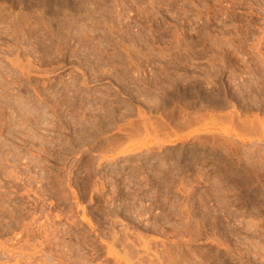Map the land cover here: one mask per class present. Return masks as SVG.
I'll return each instance as SVG.
<instances>
[{"label": "rangeland", "instance_id": "rangeland-1", "mask_svg": "<svg viewBox=\"0 0 264 264\" xmlns=\"http://www.w3.org/2000/svg\"><path fill=\"white\" fill-rule=\"evenodd\" d=\"M78 1L0 0L5 18V23L0 20V84L7 81L14 87L6 94L10 98L0 95V204L5 203L0 207V264H264V121L260 122L264 120V0ZM17 2L26 5L22 4L23 8ZM83 10H89L88 15ZM16 11L25 21L29 12L38 20L40 13L45 17L55 13L63 19V14L81 11L88 17L85 29L92 28L90 33L87 30V37H94L85 39L88 44L85 40L80 44V30L73 35L63 30L62 35L69 39L57 43L59 49L62 46L61 55L50 59L43 49L36 55L27 43L26 33L10 30V19L18 16L12 15ZM28 25L24 31L30 35L32 28ZM61 43L67 45L63 48ZM105 43L113 49H106ZM92 45L97 49H90ZM81 47L85 52L81 49L80 54ZM72 54H84V58L79 55L77 59ZM14 60H20L19 68L12 64ZM83 61L90 62V66ZM134 62L137 66H131ZM21 65L33 73L28 75L27 68L21 69ZM31 94L39 106L32 102L33 108L25 102ZM62 96L83 103H78L74 113L69 105L51 106L62 101ZM50 97H58V102H50ZM29 108L33 109L27 111ZM235 110L241 118L235 116ZM104 114L116 121L106 125L105 130L98 129V120ZM250 119H260L259 127H263L259 129L258 122V131H254L257 134L239 125ZM162 122H167L166 128ZM118 125L120 128H114ZM129 126L138 129L136 135L133 128L127 134ZM131 131L135 137L130 136ZM113 134L122 135L123 141L117 136L122 144L116 142L120 145L115 147L117 137ZM126 134L132 138L126 139ZM112 136L116 137L114 142L107 144L117 150L105 144ZM103 144L107 149L99 150ZM126 253L133 259H125Z\"/></svg>", "mask_w": 264, "mask_h": 264}, {"label": "bare ground", "instance_id": "bare-ground-1", "mask_svg": "<svg viewBox=\"0 0 264 264\" xmlns=\"http://www.w3.org/2000/svg\"><path fill=\"white\" fill-rule=\"evenodd\" d=\"M6 1H7V0H6ZM21 1L23 2V0H21ZM24 1H25V0H24ZM35 1H36V0H35ZM71 1H73V0H71ZM77 1H78V0H77ZM86 1H87V0H86ZM86 1H85V2H86ZM91 1H92V0H91ZM11 2H12V1H11ZM22 2H21V3H22ZM69 2H70V1H69ZM78 2H79V1H78ZM78 2H77V3H78ZM87 2L90 3V0H88ZM87 2H86V4H87ZM93 2L96 3L95 1H93ZM93 2H92V3H93ZM98 2H99V1H98ZM14 3H15V1H14ZM17 3H18V2H17ZM19 3H20V2H19ZM19 3L17 4L18 6L26 5V4H23V3H22L23 5H22V4H19ZM25 3H26V2H25ZM59 3H60V1H59ZM63 3H64V2H63ZM79 3H80V2H79ZM79 3H78L79 6H77V7H80V6H81V4H79ZM82 3H84V2H82ZM92 3H90V4H92ZM99 3L102 4L101 2H99ZM99 3H98V5H99ZM15 4H16V3H15ZM72 4H73V3H72ZM72 4H71V5H72ZM74 4H75V3H74ZM86 4H83L84 7L87 6ZM62 5H63V4H62ZM65 5H67V1H66V4H65ZM71 5H70V6H71ZM94 5H95V4H94ZM96 5H97V4H96ZM13 6H14V4H13ZM13 6H12V8H14ZM18 6H17V9H18ZM72 6H73V5H72ZM72 6H71V8L69 7L68 9L71 10V9H72ZM90 6H91V5H90ZM92 6H93V5H92ZM0 7H1V6H0ZM74 7H76V6L74 5L73 8H74ZM23 8H24V6H23ZM23 8H22V9H23ZM64 8H66V6H64ZM82 8H83V6H82ZM85 8H87V7H85ZM89 8H90V7H88V9H89ZM91 8H92V7H91ZM91 8H90V9H91ZM93 8H95V7H93ZM97 8H100V6L97 7ZM15 9H16V6H15ZM28 9H29V8H28ZM28 9H27V10H28ZM40 9H41V8H40ZM66 9H67V8H66ZM90 9H89V10H90ZM95 9H96V8H95ZM95 9H94V10H95ZM103 9H104V7H103ZM111 9H112V8H111ZM6 10H7V9H6ZM19 10H20V7H19ZM23 10H24V9H23ZM25 10H26V9H25ZM30 10H32V9H30ZM44 10H45V9H44ZM44 10H43V11H44ZM64 10H65V9H64ZM74 10H75V9H74ZM76 10H77V9H76ZM79 10H81V9H79ZM84 10H85V9H84ZM84 10H83V11H84ZM89 10H88V11H89ZM91 10H92V9H91ZM94 10H93V12H94ZM101 10H102V6H101ZM101 10H100V11H101ZM4 11H5V10H4ZM28 11H29V10H28ZM32 11H33V10H32ZM36 11H37V9H36ZM88 11H84V12H87V15H88ZM102 11H103V10H102ZM12 12H13V11H12ZM17 12H18V11H16V13H17ZM23 12H24V11H23ZM76 12H77V11H76ZM76 12H75V14H74V12H71V13H73V14H63V16H64L63 19H61V18L59 19V16H56L55 13H54L53 15L49 16V17H45V14L40 13V15L38 14V15H39L38 20H36V17H35V16L31 17V16H30L31 12H29V13H28L29 16H25V18L28 17V18L26 19V21H25V19H24V20L21 19V17H20L21 15H18V14H20V13H17V14L15 13V14H12V15H14V16H15V15H18V16H15L13 19H10L11 17H9V19L11 20V22H9V23H10V25H12V29H10V30H11V31L14 30V32H19V33H20V32H24V34L26 33V34H27V38H28V40L26 39V40H27V43L29 44V46H31V49L33 48L34 52L37 53L36 55H38V52H43V51H44V55L49 56V58H50V57H55L56 55H59V54L61 55V53L63 52V50H62V52H61V50H60L62 46H61L60 49H59L57 43H58L59 41L62 42V41H65V40H68V39H69L68 35H65V36H64V34L62 35L61 32H62L63 30H67L68 33H66V34H69V35H73L74 32L77 31V29L80 30V31L82 32V34H80V37H79V38H82V39H83L82 42H80V44L83 43V42H85L87 39L90 38L89 36L92 35V34H91V35L89 34V36L87 37V33H86V32H88L90 29H92V28H90V27H89V28H90L89 30H88V29H85L86 26L89 25V24H87V19H88L87 15H86L84 12H82V14H81V13H80L81 11L77 12V13H80V15H79V14H76ZM91 12H92V11H91ZM93 12H92V13H93ZM96 12H97V11H96ZM103 12H104V11H103ZM8 13H10V12H8ZM37 13H38V12H37ZM66 13H67V12H66ZM68 13H70V12H68ZM83 13H84L86 16H85V15L82 16ZM92 13H91V15H92V17H93V14H92ZM106 13H107V12H106ZM106 13H105V14H106ZM5 14H6V13H5ZM10 14H11V13H10ZM26 14H27V12H26ZM100 14H101V13H100ZM102 14H103V13H102ZM31 15H32V14H31ZM33 15H36V13L33 14ZM38 15H36V16H38ZM110 15H111V14H110ZM8 16H9V14H8ZM8 16H7V17H8ZM95 16H97V15H95ZM95 16H94V17H95ZM104 16H105V15H104ZM107 16H108V15H106L105 17H107ZM3 17H4V15H3V11L0 10V20H2ZM60 17H62V16H60ZM90 17H91V16H90ZM90 17H89V19H92V18H90ZM102 17H103V16H102ZM105 17H104V18H105ZM108 18H109V17H108ZM4 19H5V18H4ZM4 19H3V20H4ZM96 19H97V18H96ZM111 19H112V18H111ZM3 20H2V22L5 23V21H3ZM101 20H102V18H101ZM103 20L105 21V19H103ZM106 20H107V18H106ZM88 21H89V20H88ZM98 21H100V19H99ZM107 21L109 22V19H108ZM119 21H120V20H119ZM2 22H1V23H2ZM92 22H93V21H92ZM96 22H97V20H96ZM102 22H103V21H102ZM102 22H100L101 25H102ZM6 23H7V22H6ZM24 23H25V24H24ZM28 23H30V25H28V28H30L29 26H31V28H32V30L30 29V30H31V34H30V35L28 34L29 32H27L26 30L24 31V29H25V27L27 26ZM89 23H90V22H89ZM105 23H106V24H104V22H103V24H104L106 27H108L107 29H108V33H109V30H110V29H109V26H107V22H106V21H105ZM92 24H93V23H92ZM96 24H97V23H96ZM25 25H26V26H25ZM93 25H95V24H93ZM99 25H100V24H99ZM110 25H111V27H112L113 24H110ZM8 26H9V24H8ZM90 26H91V24H90ZM9 27H10V26H9ZM9 27H7V29H9ZM42 27H43V29H42ZM95 27H96V25H95ZM97 27H98V26H97ZM111 27H110V28H111ZM113 27H114V26H113ZM113 27H112V29H113ZM26 29H27V28H26ZM101 29H102V27H101ZM107 29H106V30H107ZM117 29H118V28H117ZM87 30H88V31H87ZM102 30H103V29H102ZM102 30H101V31H102ZM104 30H105V29H104ZM1 31H2V30H1ZM90 31H91V30H90ZM90 31H89L88 33H90ZM94 31H97V32H98V31H100V29H99V30H98V29L96 30V28H95ZM101 31H100V32H101ZM112 31H113V30H112ZM63 32H64V31H63ZM65 32H66V31H65ZM91 32H92V31H91ZM110 32H111V31H110ZM1 33H2V32H1ZM77 33H78V32H77ZM101 33H102L101 35H103L104 32H101ZM113 33H114V32H113ZM17 34H18V33H17ZM20 34H21V33H20ZM99 34H100V33H99ZM104 34H105V33H104ZM75 35H76V34H75ZM112 35H113V34H112ZM66 36H67V38H66ZM78 36H79V35H78ZM96 36H97V34H96ZM96 36H95V38H96ZM99 36H100V35H99ZM103 36H105V35H103ZM18 37H19V39H20V36H18ZM21 37H22V36H21ZM70 37H72V36H70ZM91 37H94V36H91ZM72 38L76 41V39H75L76 37H72ZM77 38H78V37H77ZM86 38H87V39H86ZM95 38H94V39H95ZM97 38H98V37H97ZM97 38H96V40H97ZM126 38H127V37H126ZM19 39H18V40H19ZM85 39H86V40H85ZM90 39H92V38H90ZM101 39H102V37H101ZM103 39H104V37H103ZM105 39H106V37H105ZM110 39H111V38H110ZM112 39H113V37H112ZM20 40H21V39H20ZM24 40H25V39H24ZM79 40H80V39H79ZM84 40H85V41H84ZM107 40H108V38H107ZM107 40H106V42H107ZM21 41H22V40H21ZM69 41H70V40H69ZM80 41H81V40H80ZM88 41H89V40H88ZM91 41H92V40H91ZM93 41H95V40H93ZM98 41H99V39H98ZM104 41H105V40H104ZM108 41H109V40H108ZM113 41H115V40H113ZM73 42H74V41H73ZM76 42H77V41H76ZM101 42H102V41H101ZM115 42H116V41H115ZM18 43H19V42H18ZM63 43H64V42H63ZM71 43H72V42H71ZM90 43H92V42H90ZM93 43H96V41L93 42ZM108 43H109V42H108ZM59 44H60V43H59ZM61 44H62V43H61ZM65 44H66V43H65ZM78 44H79V42H78ZM86 44H88L87 41H86ZM86 44H84V45H86ZM97 44H99V43H97ZM101 44H102V43H101ZM106 44H107V43H105V47H106V49H108V47H111V50L113 49L112 46H110V45H111L110 43H109L110 45H108V47L106 46ZM0 45H1V44H0ZM62 45H64V44H62ZM66 45H67V44H66ZM66 45H64L63 48H64ZM70 45H71V44H70ZM70 45H68V47H69ZM82 45H83V44H82ZM84 45H83V46H84ZM93 45H94V44H93ZM93 45H92V46H93ZM36 46H37V48H36ZM72 46H73V45H72ZM74 46H77V45L74 44ZM80 46H81V45H80ZM86 46H87V45H86ZM86 46H84V47H86ZM88 46H89V45H88ZM90 46H91V44H90ZM96 46H97V45H96ZM98 46H99V45H98ZM114 46H115V45H114ZM1 47H2V46H1ZM40 48H41V49H40ZM66 48H67V47H66ZM69 48H70V47H69ZM88 48H89V47H88ZM92 48H95V46L91 47L90 49H92ZM117 48H118V47H117ZM124 48H125V47H124ZM2 49H3V48H2ZM11 49H12V48H11ZM29 49H30V48H29ZM31 49H30V50H31ZM42 49H43V51H42ZM73 49H74V50H73V52H74V51H75V48H73ZM81 49H83V52H85V51H84V48L81 47L78 53H80ZM85 49H86V48H85ZM96 49H97V48H95L94 50H96ZM98 49H99V50H102L100 47H98ZM131 49H132V48H131ZM9 50H10V49H9ZM76 50H77V48H76ZM87 50H88V49H87ZM94 50H92V51H94ZM99 50H97L98 53H99ZM114 50H116V49H114ZM122 50H123V49H122ZM64 51H65V50H64ZM69 51H70V50H69ZM108 51H110V50H108ZM119 51H120V50H119ZM137 51H138V50H137ZM28 52H29V51H28ZM30 52H31V51H30ZM71 52H72V51H71ZM83 52H82V53H83ZM86 52H88V51H86ZM95 52H96V51H95ZM101 52H102V51H101ZM103 52H105V49L103 50ZM106 52H107V51H106ZM18 53H19V52H18ZM31 53L33 54V52H31ZM74 53H75V52H74ZM76 53H77V52H76ZM88 53H89V52H88ZM92 53H93V52H92ZM115 53H118V52L115 51ZM121 53H122V52H121ZM25 54H26V53H25ZM32 54H30V56H34V54H33V55H32ZM80 54H81V53H80ZM80 54H74V55L72 54V55H73V56H76L75 58H77ZM89 54H90V53H89ZM89 54H88V57L90 56ZM95 54H97V53H95ZM95 54H94V55H95ZM109 54H110V53H109ZM118 54H119V53H118ZM36 55H35V56H36ZM44 55H41V53H40V56H44ZM83 55H84V54H83ZM83 55H80V56L83 57ZM100 55H101V54H100ZM102 55H103V53H102ZM105 55H106V54H104V56H105ZM111 55H113V54H111ZM119 55H120V54H119ZM85 56H86V54H85ZM15 57H16V56H15ZM21 57H22V56H21ZM38 57H39V56H38ZM61 57H62V56H61ZM61 57H60V58H61ZM64 57H65V56H64ZM71 57H72V56H71ZM88 57H87V58H88ZM91 57H93V56H91ZM94 57H95V56H94ZM94 57H93V58H94ZM96 57H97V56H96ZM106 57H107V56H106ZM115 57H117V56H115ZM33 58H34V57H33ZM39 58H40V57H39ZM72 58H74V57H72ZM78 58H79V57H78ZM78 58H77V59H78ZM83 58H84V57H83ZM83 58H82V59H83ZM102 58H103V57H102ZM153 58H154V57H153ZM37 59H38V58H36V60H37ZM41 59H42V58H41ZM50 59H51V58H50ZM96 59H97V58H95L94 60H96ZM111 59H112V58H111ZM39 60H40V59H39ZM53 60H54V59L52 58V61H53ZM58 60H60V59L58 58ZM83 60H84V59H83ZM86 60H87V59H86ZM89 60H90V58H89ZM103 60H104V58H103ZM4 61H5V60H4ZM19 61H20V60H19ZM19 61H18V60H17V61L14 60V62H13L12 64L19 68V67H20V66L18 65ZM33 61H34V60H33ZM41 61H43V60H41ZM52 61H51V63H52ZM56 61H57V59H56ZM60 61H61V60H60ZM60 61H58V63H59ZM81 61H82V60H81ZM98 61H99V60H98ZM100 61H102V60H100ZM104 61L106 62V60H104ZM110 61H111V60H110ZM112 61H113V60H112ZM112 61H111V62H112ZM38 62H39V61H38ZM43 62H44V61H43ZM83 62H84V61H83ZM92 62H93V61H92ZM107 62H108V61H107ZM111 62H109V65H110ZM132 62H133V61H132ZM20 63H21V62H20ZM33 63H34V62H33ZM41 63H42V62H41ZM54 63H55V61H54ZM75 63H76V62H75ZM84 63H85V62H84ZM89 63H90V62H89ZM89 63H85V65L87 64V65L90 66ZM102 63H103V61H102ZM115 63H116V62H114V63L112 62V64H114V65H115ZM22 64H23V63H22ZM76 64H77V63H76ZM79 64H80V61H79ZM79 64H78V65H79ZM81 64H82V62H81ZM100 64H101V62H100ZM112 64H111V65H112ZM119 64H120V63H119ZM122 64H123V63H122ZM132 64H133V65H132ZM132 64H131V66H135V65L137 66V64H135V62L132 63ZM140 64H141V63H140ZM13 65H12V66H13ZM41 65H42V64H41ZM73 65H74V63H73ZM85 65H84V67H85ZM91 65H92V64H91ZM95 65H97V64L95 63ZM109 65H108V66H109ZM114 65L112 66V69H113ZM129 65H130V64H129ZM143 65H144V64H143ZM21 66H22V65H21ZM31 66H32V65H31ZM63 66H64V65H63ZM79 66H80V65H79ZM81 66H82V65H81ZM93 66H94V64H93ZM108 66H107V67H108ZM118 66H119V65H118ZM118 66H117V67H118ZM127 66H128V64H127ZM34 67H35V66H34ZM82 67H83V66H82ZM87 67H88V66H87ZM95 67H98V66H95ZM119 67H120V66H119ZM128 67H129V66H128ZM138 67H139V66H138ZM26 68H27V66H25V67L22 66L21 69H25V70H26ZM32 68H33V66H32ZM93 68H94V67H92V69H93ZM98 68H99V70H100V66H99ZM98 68H97V69H98ZM115 68H116V66H115ZM120 68H121V67H120ZM124 68H125V66H124ZM126 68H127V67H126ZM129 68H130V67H129ZM131 68H132V67H131ZM136 68H137V67H136ZM139 68H140V67H139ZM139 68H138V69H139ZM28 69H29V67L27 68L28 75L31 73V71H32V73H33V70H32V69H31L30 71H29ZM33 69H34V68H33ZM35 69H36V68H35ZM90 69H91V68H90ZM94 69H95V68H94ZM103 69H104V67H103ZM122 69H123V68H122ZM39 70H40V69H39ZM101 70H102V69H101ZM110 70H111V68H110ZM125 70H126V69H125ZM134 70H136V69L134 68ZM134 70H133V71H134ZM256 70H257V69H256ZM23 71H24V70H23ZM35 71H36V70H35ZM35 71H34V72H35ZM115 71H116V70H115ZM121 71H122V70H121ZM130 71H131V70H130ZM136 71H138V70H136ZM139 71H140V69H139ZM4 72H5V71H4ZM19 72H20V71H19ZM40 72H41V70H40ZM96 72L99 73L98 71H96ZM108 72H109V71H108ZM112 72H113V71H112ZM7 73H8V72H7ZM81 73H82V72H81ZM105 73H106V72H105ZM115 73H116V75H117L118 72H115ZM122 73H123V72H122ZM130 73H131V72H130ZM133 73H136V72H132V74H133ZM139 73H140V72H138V75H139ZM8 74H9V73H8ZM21 74H24V73H21ZM25 74H26V73H25ZM111 74H112V73H111ZM123 74H125V72H124ZM136 74H137V73H136ZM9 75H10V74H9ZM28 75H25V77L28 76ZM120 75H122L121 72H120ZM129 75H130V74H129ZM12 76H13V75H12ZM92 76H93V75H92ZM95 76H96V75H95ZM100 76H101V75H100ZM111 76H112V75H111ZM117 76H118V75H117ZM125 76H126V75H125ZM9 77H10V76H9ZM83 77H84V76H82V78H81L82 80H83ZM128 77H129V76H128ZM134 77H135V76H134ZM79 78H80V76H79ZM124 78H125V77H124ZM130 78H131V77H130ZM117 79H119V78H117ZM131 79H133V78H131ZM134 79H135V78H134ZM136 79H137V78H136ZM136 79H135V80H136ZM127 80H129V78H127ZM138 80H139V79H138ZM142 80H143V79H142ZM74 81H76V80L74 79ZM23 82H24V81H23ZM70 82H71V81H70ZM76 82H77V81H76ZM78 82H79V80H78ZM82 82H84V80H83ZM82 82L80 81V83H82ZM125 82H126V79H125ZM0 83H1V82H0ZM135 83H136V82L134 81V85H135ZM71 84H74V83H71ZM76 84H77V83H76ZM76 84H75V85H76ZM82 84H83V83H82ZM87 84H88V83H87ZM96 84H97V83H96ZM129 84H131V83H129ZM137 84H138V83H137ZM137 84H136V85H137ZM0 85H1V87H0V95H5V96H6V94L9 93L10 91H14V89H12V88H14V87L11 88V87L8 85V82H7V81L4 82V83L2 82V84H0ZM13 85H14V84H13ZM48 85H49V84H48ZM85 85H86V84H85ZM85 85H84V86H85ZM127 85H128V83H127ZM132 85H133V84H132ZM134 85H133V86H134ZM78 86H82V85L80 84V85H78ZM86 86H87V85H86ZM90 86H91V84H90ZM251 86H252V85H251ZM19 87H20V86H19ZM26 87H27V86H26ZM50 87H51V86H50ZM62 87H63V86H62ZM66 87H67V86H66ZM70 87H71V86H70ZM70 87L68 86V88H70ZM72 87H73V86H72ZM75 87H76V86H75ZM27 88H28V87H27ZM52 88H53V87H52ZM84 88H85V87H84ZM86 88H87V87H86ZM36 89H37V88H36ZM47 89H48V88H47ZM58 89H60V88H58ZM65 89H66V88H64V90H65ZM73 89H74V88H73ZM77 89H79V88L77 87ZM80 89H82V88H80ZM90 89H91V88H90ZM92 89H93V88H92ZM263 89H264V88H263ZM55 90H56V89H55ZM60 90H61V89H60ZM70 90H71V88H70ZM84 90H85V89H83V94H85V93H84ZM26 91H27V90H26ZM41 91H42V89H41ZM48 91H50V90H48ZM53 91H54V90H53ZM53 91H52V92H53ZM62 91H63V89H62ZM65 91H66V90H65ZM68 91H69V90H68ZM77 91H78V90H77ZM79 91H80V90H79ZM85 91H86V90H85ZM99 91H100V90H99ZM131 91H132V90H131ZM45 92H47V91H45ZM50 92H51V91H50ZM50 92H49V95H51ZM71 92H72V91H71ZM92 92H93V91H92ZM94 92H95V91H94ZM263 92H264V90H263ZM20 93H21V92H20ZM20 93H19V95H20ZM28 93H29V92H28ZM37 93H38V92H37ZM58 93H60V92H58ZM62 93H63V92H62ZM64 93H65V92H64ZM73 93H74V91H73ZM75 93H76V92H75ZM75 93H74V94H75ZM89 93H90V92H89ZM119 93H120V92H119ZM132 93H134V92H132ZM53 94H54V93H53ZM60 94H61V93H60ZM69 94H70V93H69ZM69 94H68V95H69ZM74 94H73V96H74ZM99 94H100V93H99ZM103 94H104V93H103ZM105 94H106V93H105ZM129 94H130V93H129ZM10 95H11V97L14 96V95L12 96L11 93H10ZM24 95H25V94H24ZM26 95H27V94H26ZM32 95H33V94H31V96H30V95L27 96V98H26L27 101L25 100V102H26L27 104H31V105H32V102H35V101H33V100H34V99H33L34 96L32 97ZM81 95H82V94H81ZM87 95L89 96V94H87ZM106 95H107V94H106ZM112 95H113V94H112ZM116 95H117V94H116ZM131 95H132V94H131ZM20 96H22V95H20ZM41 96H42V95H41ZM46 96H47V95H46ZM63 96H64V95H63ZM63 96H62V97H63ZM70 96H71V95H70ZM79 96H80V95H79ZM84 96H85V95H84ZM96 96H97V95H96ZM99 96H100V95H99ZM114 96H115V95H114ZM133 96L135 97V94H134ZM6 97H9V96H6ZM44 97H45V96H44ZM47 97H48V96H47ZM51 97H52V96H51ZM51 97H50V98H51ZM53 97H54V96H53ZM58 97H60L59 94H58ZM58 97H57V98H58ZM85 97H86V96H85ZM100 97H102V96H100ZM110 97H111V96H110ZM116 97H117V96H116ZM116 97H114V98H116ZM130 97H131V96H130ZM9 98H10V97H9ZM13 98L15 99V96H14ZM13 98H12V100H13ZM19 98H20V97H19ZM19 98H18V99H19ZM21 98H23V97H21ZM57 98L55 97L56 100H53V99L51 98V99H50L51 101H50V100H49V101L52 102V103H53V101H54V102H55V101L58 102V99H57ZM63 98H64V99H63L62 101L60 100L58 103H55V105L52 104L51 106L60 107V106H62V105H69V109H72V110H73V113H74V110H75V112H76V111L78 110V106H80V105L83 103L82 100H81V101H79V102H81L80 105H78L79 102L77 101V99H76V100H75V99H71V98L69 99V97L66 98V96L63 97ZM75 98H76V97H75ZM79 98H80V97H79ZM94 98H95V97H94ZM105 98H106V97H105ZM107 98H108V97H107ZM6 99H7V98H6ZM6 99H5V100H6ZM16 99H17V98H16ZM43 99H44V98H43ZM46 99H47V98H46ZM86 99H87V97H86ZM92 99H93V98H92ZM99 99H101V98H99ZM133 99H136V98H133ZM133 99H132V100H133ZM2 100H3V99H2ZM8 100H9V102L11 101V99H8ZM8 100H7V101H8ZM79 100H80V99H79ZM88 100H89V98H88ZM95 100H96V99H95ZM108 100H109V99H108ZM117 100H118V99H117ZM120 100H121V99H120ZM210 100H211V99H210ZM235 100H236V99H235ZM263 100H264V99H263ZM0 101H1V100H0ZM18 101H21V100H18ZM18 101H17V102H18ZM36 101H37V100H36ZM47 101H48V100H47ZM49 101H48V103H49ZM84 101H86V100H84ZM96 101H97V100H96ZM110 101H112V99H111ZM122 101H123V100H122ZM224 101H225V100H224ZM261 101H262V99H261ZM4 102H5V101H4ZM9 102H8V103H9ZM14 102H16V100H15ZM14 102H12V103H14ZM23 102H24V101H23ZM38 102H39V101H38ZM40 102H41V101H40ZM91 102H93V101L91 100ZM99 102H100V101H99ZM101 102H102V101H101ZM103 102H104V101H103ZM103 102H102V103H103ZM105 102H106V101H105ZM112 102H114V101H112ZM115 102H116V100H115ZM120 102H121V101L118 102L119 105H120ZM235 102H236V101H235ZM1 103H2V102H1ZM12 103H11V106H12ZM21 103H22V102H21ZM21 103H20V104H21ZM26 103H25V104H26ZM35 103H36V102H35ZM35 103H34V105H35ZM42 103L44 104L45 102L42 101ZM42 103H41V105H42ZM94 103H96V102H94ZM94 103H92V104H94ZM121 103H122V102H121ZM130 103H131V102H130ZM218 103H219V102H218ZM220 103H221V102H220ZM224 103H225V102H224ZM260 103L262 104V102H260ZM23 104H24V103H23ZM36 104L38 105V103H36ZM99 104H100V103H99ZM106 104H107V103H106ZM108 104H109V103H108ZM112 104H113V103H112ZM115 104H117V102H116ZM221 104H222V103H221ZM221 104H220V105H221ZM258 104H259V103H258ZM21 105H22V104H21ZM34 105H32L31 107H33ZM48 105H49V104H48ZM85 105H86V104H85ZM85 105H84V106H85ZM104 105H105V104H104ZM109 105H110V104H109ZM124 105H125V104H124ZM215 105H216V104H215ZM215 105H214V106H215ZM220 105H219V106H220ZM263 105H264V104H263ZM263 105H262V106H263ZM7 106H8V105H7ZM11 106H10V109H9V110H11ZM18 106H19V105H18ZM27 106H29V105H27ZM38 106H39V105H38ZM46 106H47V104H46ZM46 106H45V107H46ZM89 106H90V103H89ZM92 106H93V105H92ZM95 106H96V105H95ZM95 106H94V107H95ZM102 106H103V104H102L101 107L98 108V109L101 110V109H102ZM125 106H126V105H125ZM219 106H218V107H219ZM0 107H1V106H0ZM24 107H25V106H24ZM36 107H37V106H36ZM42 107H43V105H42ZM42 107H41V110L43 109ZM48 107H49V106H48ZM63 107H64V106H63ZM67 107H68V106H67ZM85 107H87V106H85ZM90 107H91V106H90ZM90 107H89V108H90ZM94 107H93V108H94ZM105 107H106V105H105ZM107 107H108V106H107ZM118 107H119V106H118ZM123 107H124V106H123ZM129 107H130V106H129ZM7 108H9V107H7ZM16 108H17V107H16ZM18 108H19V107H18ZM25 108H26V107H25ZM33 108H34V107H33ZM33 108H31V110H32ZM39 108H40V107H39ZM49 108H50V107H49ZM54 108H55V107H54ZM79 108H80V107H79ZM81 108H82V107H81ZM91 108H92V107H91ZM110 108H111V107H110ZM113 108H114V106H113ZM127 108H128V106H127ZM5 109H6V108H5ZM5 109H4V110H5ZM47 109H48V108H47ZM47 109H46V110H47ZM66 109H67V108H66ZM66 109H65V111H66ZM85 109H86V108H85ZM96 109H97V108H96ZM115 109H116V108H115ZM115 109H114V110H115ZM128 109H129V108H128ZM252 109H254V107H253ZM0 110H3V107L0 108ZM14 110H15V109H14ZM21 110H22V109H21ZM23 110H24V109H23ZM26 110H27V109H26ZM31 110H30V108H29V110H27V111H31ZM36 110H37V109H36ZM38 110H39V109H38ZM44 110H45V109H44ZM53 110H54V109H53ZM67 110H68V109H67ZM80 110H82V109H80ZM83 110H84V109H83ZM83 110H82V111H83ZM91 110H92V109H91ZM105 110H106V108L104 109V112H105ZM107 110H108V109H107ZM112 110H113V109H112ZM126 110H127V109H126ZM133 110H134V108H133ZM133 110H132V111H133ZM249 110H250V109H249ZM257 110H259V108H258ZM57 111H58V109H57ZM60 111H62V109H61ZM60 111H59V112H60ZM86 111H87V110H86ZM86 111H85V114L87 115ZM94 111H95V110H94ZM98 111H99V110H98ZM109 111H110V110H109ZM117 111H120V110L118 109ZM127 111H128V110H127ZM235 111H236V112H235V113H236L235 116H236V115H237V116H240L239 113H237L238 111H237V110H235ZM260 111H261V109H260ZM262 111H263V110H262ZM2 112H4V111H1V114H2ZM7 112H8V110H7ZM14 112H16V111H14ZM14 112H13V113H14ZM18 112H19V110H18ZM20 112H21V111H20ZM35 112H36V111H35ZM35 112H34V113H35ZM37 112H38V111H37ZM37 112H36L35 114H38ZM47 112L50 114L51 111H47ZM66 112H67V111H66ZM91 112H92V111H91ZM129 112H130V111H129ZM239 112H240V111H239ZM21 113H22V112H21ZM25 113H26V112H25ZM25 113L23 112V115H24ZM30 113H31V112H30ZM41 113H42V112H41ZM43 113H44V112H43ZM45 113H46V112H45ZM57 113H58V112H57ZM60 113H61V112H60ZM60 113H58V114H60ZM62 113H65V112H62ZM68 113H69V111H68ZM71 113H72V111H71ZM71 113H70V114H71ZM73 113H72V114H73ZM77 113H78V112H77ZM81 113H84V112H81ZM95 113H96V112H95ZM98 113H99V112H98ZM101 113H103V112L101 111ZM106 113H107V112H106ZM112 113H113V112H112ZM132 113H133V112H132ZM212 113H213V112H212ZM5 114H6V112L4 113V115H5ZM53 114H54V111H53ZM55 114H56V113H55ZM70 114H69V116H70ZM72 114H71V115H72ZM78 114H79V117H80V113H78ZM85 114H84V116H86ZM92 114H93V113H92ZM108 114H109V113H108ZM110 114H111V113H110ZM114 114H115V113H114ZM121 114H122V113H121ZM121 114H120V115H121ZM130 114H131V113H130ZM133 114H134V113H133ZM10 115H11V114H10ZM38 115H39V114H38ZM38 115H37V116H38ZM60 115H61V114H60ZM65 115H66V114H64V116H65ZM67 115H68V114H67ZM88 115H89V114H88ZM96 115H97V114H96ZM98 115H99V114H98ZM115 115H117V113H116ZM120 115H119V116H120ZM127 115H129V114H127ZM213 115L215 116L214 113H213ZM213 115H212V116H213ZM220 115H221V114H220ZM258 115H259V114H258ZM2 116H3V115H2ZM2 116H1V118H2ZM26 116H28V114H26L25 117H26ZM42 116H43V115H42ZM46 116H50V115H46ZM62 116H63V114H62ZM81 116H82V115H81ZM90 116H92V115H90ZM101 116H102V115H101ZM130 116H131V115H130ZM212 116H211V117H212ZM214 116H213V117H214ZM216 116H218V115H216ZM221 116H222V115H221ZM221 116H219L218 118H221ZM224 116H225V115H224ZM224 116H223V117H224ZM237 116H236V117H237ZM34 117H35V116H34ZM40 117H41V116H40ZM56 117H57V116H56ZM73 117H74V115H73ZM96 117H97V116H96ZM98 117H99V116H98ZM144 117H145V116H144ZM190 117H191V116H190ZM3 118H4V117H3ZM5 118H6V116H5ZM19 118L21 119V117H19ZM29 118H30V117H29ZM32 118H33V117H32ZM32 118H31V119H32ZM36 118H38V117H36ZM44 118H45V117H44ZM46 118H48V117H46ZM57 118H58V117H57ZM60 118H61V119H62V118L64 119V117H60ZM68 118H69V117H68ZM77 118H78V117H77ZM82 118H83V117H82ZM88 118H89V117L86 116V119H88ZM91 118H92V117H91ZM116 118H117V116H116ZM121 118H122V117H121ZM121 118H120V119H121ZM167 118H168V117H167ZM239 118H241V116H240ZM239 118H238V119H239ZM255 118H256V116H255ZM24 119H25V118H24ZM26 119H27V118H26ZM31 119H30V120H31ZM33 119H35V118H33ZM52 119H54V118H52ZM55 119H56V118H55ZM58 119H59V118H58ZM58 119H57V120H58ZM63 119H62V120H63ZM71 119H72V118H71ZM145 119H146V118H145ZM190 119L193 120V118H190ZM200 119H201V118H200ZM222 119H224V118H222ZM28 120H29V119H28ZM28 120H26V121L23 120V121H25V123H27ZM37 120H38V119H37ZM37 120H36V122L38 123ZM44 120H45V119H44ZM46 120H47V119H46ZM62 120H61V121H62ZM67 120H68V119H67ZM69 120H70V119H69ZM74 120H75V119H74ZM74 120H72V121H74ZM77 120H79V119H77ZM80 120H81V119H80ZM82 120H83V119H82ZM93 120H95V119H93ZM187 120H188V119H187ZM187 120H184V121H187ZM198 120H199V119H198ZM198 120L196 119V121H198ZM255 120H256V119H255ZM258 120H260V119H257V121H252L251 119H250V120H242V121L240 120L241 122H239V123H240L239 125H241V127H243V128L245 129V131H247V132H249V133H250V132H251V133H255V132L258 131V130H257L258 128L256 129V127H255V126L258 124V122H259ZM0 121H1V120H0ZM3 121H5V120L3 119ZM6 121H7V120H6ZM6 121H5V122H6ZM31 121H32V120H31ZM31 121H30V122H31ZM33 121H34V120H33ZM49 121H50V119H49ZM51 121H52V120H51ZM58 121H60V120H58ZM70 121H71V120H70ZM72 121H71V122H72ZM84 121H85V120H84ZM87 121L90 122V120H87ZM95 121H96V120H95ZM115 121H116V119H115L113 116L109 119V117H107V116L104 114V115H103L101 118H99V120H98V123H97L98 125H97V126H99V128H98L97 126H96V127H97L98 129L104 127V128H102V129L105 130V126H106V125H108V124H110V123L112 124V123L115 122ZM121 121H122V120H121ZM148 121H149V120H148ZM148 121H147V122H148ZM193 121H195V119H194ZM200 121H201V120H200ZM263 121H264V120H262V119L260 120V122H261L262 124H263ZM1 122H2V121H1ZM21 122H22V121H21ZM30 122L28 121L29 124H30ZM40 122H41V119H40ZM40 122H39V123H40ZM42 122H43V121H42ZM63 122H64V121H63ZM65 122H66V120H65ZM76 122H78V121H76ZM91 122L93 123L94 121H91ZM198 122H199V121H198ZM222 122H223V121H222ZM260 122H259V124H258V127L261 125ZM8 123H9V122H7V124H8ZM39 123H38V124H39ZM45 123H46V122H45ZM45 123H44V124H45ZM47 123H48V121H47ZM74 123H75V122H74ZM78 123L80 124V122H78ZM81 123H82V122H81ZM116 123H117V122H116ZM131 123H132V121H131ZM131 123H130V124H131ZM157 123H158V122H157ZM166 123H167V122H166ZM166 123H164V124L166 125ZM186 123L188 124V122H185V123H184V124L187 126V128H188V127H189V126H188L189 124L187 125ZM5 124H6V123H5ZM5 124H3V125L6 126L7 124H6V125H5ZM10 124H11V123H10ZM19 124H20V123H19ZM32 124H33V123H32ZM42 124H43V123H42ZM52 124H53V122H52ZM52 124H51V125H52ZM56 124H57V123H56ZM60 124H61V122H60ZM67 124H68V123H67ZM67 124H66V125H67ZM70 124H71V123H70ZM70 124H69V125H70ZM87 124H88V123H87ZM117 124H118V123H117ZM117 124H116V125H117ZM133 124H134V123H133ZM160 124H161V123H160ZM162 124H163V122H162ZM162 124H161V125H162ZM164 124H163V125H164ZM190 124H191V123H190ZM0 125H1V124H0ZM13 125H16V124L13 123ZM23 125H25V124H23ZM47 125H48V124H47ZM62 125H63V124H61V125H59V126H62ZM73 125H74V124H73ZM80 125H81V124H80ZM91 125H92V124H91ZM135 125L137 126V124H135ZM135 125H134V126H135ZM158 125H159V124H158ZM163 125H162V126H163ZM165 125H164V127L166 128L167 126H165ZM182 125H183V124H182ZM4 126H3V127H4ZM26 126H27V124H26ZM29 126H30V125H29ZM32 126H34V125H32ZM36 126H38V125L36 124ZM45 126H46V125H45ZM48 126H50V125H48ZM53 126H54V124H53ZM57 126H58V125H57ZM59 126H58V127H59ZM81 126H82V125H81ZM83 126H85V125H83ZM112 126H113V125H112ZM118 126H119V125H118ZM118 126H116V127H114V128H116V129H117V128H120V126H119V127H118ZM127 126H128V125H127ZM131 126H133V125L131 124ZM162 126L159 125L158 127H161V128H162ZM179 126H180V125H179ZM183 126H184V125H183ZM192 126H193V125H192ZM263 126H264V124H263ZM263 126H261V127H263ZM3 127H2V128H3ZM17 127H19V126H17ZM17 127H16V128H17ZM27 127H28V126H27ZM58 127H57V128H58ZM67 127H68V125H67ZM67 127H65V128H67ZM70 127H71V130H72V125H71ZM87 127H88V126H87ZM94 127H95V126H94ZM137 127H138V126H137ZM261 127H259V129H260ZM12 128H13V127H12ZM20 128H21V127H20ZM22 128H24V127H22ZM30 128H31V127H30ZM35 128H36V127H35ZM68 128H69V127H68ZM78 128H79V125H78ZM85 128H86V127H85ZM132 128L135 129V130H133ZM132 128L129 126V129H128V127H127L126 129H127L128 133H127V131H125V132H126L127 134H129V132H130L129 130L132 129L133 132H134L135 135H136V131H138V129H137L136 127H132ZM156 128H157V127H156ZM165 128H163V129H165ZM238 128H239V127H238ZM4 129H5V128H4ZM6 129H7V127H6ZM25 129H26V128H25ZM61 129H62V128H61ZM63 129H64V128H63ZM63 129H62V130H63ZM73 129H74V128H73ZM79 129H80V128H79ZM92 129H93V128H92ZM94 129L96 130V128H94ZM121 129H122V128H121ZM121 129H120V130H121ZM136 129H137V130H136ZM167 129H168V130L170 129L169 126H168ZM239 129H240V128H239ZM255 129H256V131H255ZM21 130H22V129H21ZM28 130H31V129H28ZM35 130H36V129H35ZM55 130H56V128H55ZM62 130H61V131H62ZM77 130H78V129H77ZM77 130H76V131H77ZM81 130H82V129H81ZM90 130H91V128H90ZM111 130H112V129H111ZM111 130H109V131H111ZM118 130H119V129H118ZM124 130H125V128L123 129V131H124ZM178 130H179V129H178ZM261 130H262V128H261ZM261 130H260V132H261ZM263 130H264V129H263ZM26 131H27V130H26ZM37 131H38V130H37ZM56 131H57V130H56ZM64 131H66V130L64 129ZM69 131H70V130H69ZM84 131H87V130H84ZM88 131H89V130H88ZM88 131H87V133H88ZM96 131L98 132V130H96ZM106 131H107V130H106ZM254 131H255V132H254ZM77 132H78V131H77ZM90 132H91V131H90ZM97 132H95V134H97ZM99 132H100V131H99ZM104 132H105V131H104ZM119 132H120V131H118L117 134H118ZM169 132H170V130H169ZM169 132H168V133H169ZM262 132H263V131H262ZM29 133H30V132H29ZM66 133H68V132H66ZM73 133H74V132H73ZM80 133H81V132H80ZM131 133H132V131H131ZM134 133L130 134V136H132ZM258 133H259V132H258ZM1 134H2V133H1ZM4 134H5V133H4ZM71 134H72V132H71ZM78 134H79V133H78ZM120 134H122V133L120 132ZM127 134H126V135H127ZM169 134H170V133H169ZM212 134H215V133H212ZM240 134H241V133H240ZM255 134H257V133H255ZM86 135H87V134H86ZM90 135H91V134H90ZM93 135H94V134H93ZM102 135L104 136V134H102ZM135 135H133V136L135 137ZM258 135H260V134H258ZM258 135H257V136H258ZM8 136H9V135H8ZM22 136H23V135H22ZM67 136H68V135H67ZM71 136H72V135H71ZM76 136H77V135H76ZM76 136H75V137H76ZM80 136H81V135H80ZM83 136H84V132H83ZM83 136H82V137H83ZM99 136H101V134H100ZM105 136H106V135H105ZM113 136H116V135L113 134ZM113 136H112V138H109L110 140H108V142H107V140H105V141H106L105 144L107 145V147H108V146H111V149H115V150H117L118 148H113V147H112L113 144H107V143H110L111 140L114 139V138H116L118 135H117L116 137H114V138H113ZM130 136L128 137V135H127V136H126V139H127V137H128V140H129ZM133 136H132V137H133ZM168 136H169V135H168ZM207 136H208V135H207ZM211 136H212V135H211ZM211 136H209V139H210ZM60 137H62V136H60ZM63 137H64V136H63ZM77 137H79V136H77ZM87 137H88V136H87ZM101 137H102V136H101ZM118 137H119V136H118ZM118 137L116 138L117 140H115V142H114V140H112V142H114L115 147H116V145L118 146V145L122 144V143H120V141H119V138H121L122 135H121L119 138H118ZM124 137H125V135H123V138H124ZM132 137H131V138H132ZM214 137H216V136L214 135ZM29 138H30V137H29ZM41 138H42V137H41ZM65 138H67V137H65ZM70 138H71V137H70ZM83 138H85V137H83ZM90 138H91V137H90ZM97 138H98V137H97ZM131 138H130V139H131ZM211 138H212V137H211ZM34 139H35V138H34ZM62 139H63V138H62ZM80 139H81V138H80ZM85 139H86V138H85ZM91 139H92V138H91ZM91 139H90V140H91ZM95 139H96V138H95ZM95 139H94V140H95ZM101 139H102V138H101ZM106 139H107V137H106ZM121 139H122V138H121ZM194 139H195V138H194ZM205 139H206V138H205ZM207 139H208V137H207ZM10 140H11V138H10ZM59 140H60V139H59ZM66 140H67V139H66ZM70 140H71V139H70ZM70 140H69V141H70ZM76 140H77V139H75V141H76ZM97 140H98V139H97ZM123 140H124V139H122V141H123ZM128 140H127V141H128ZM213 140H214V142H215V138H213ZM46 141H47V140H46ZM48 141H49V140H48ZM78 141H79V140H78ZM81 141H82V140H81ZM85 141H86V140H85ZM95 141H96V140H95ZM98 141H99V140H98ZM109 141H110V142H109ZM28 142H30V140H29ZM42 142H43V141H42ZM49 142H50V141H49ZM66 142H67V141H66ZM71 142H72V141H71ZM73 142H74V141H73ZM88 142H89V141H88ZM112 142H111V143H112ZM116 142H119L120 144H119V143H116ZM54 143H55V142H54ZM69 143H70V142H69ZM79 143H81V142H79ZM94 143H95V142H94ZM100 143L102 144V141H100ZM100 143L97 142V144H100ZM115 143H116V144H115ZM31 144H32V143H31ZM41 144H42V143H41ZM72 144H73V143H72ZM75 144H76V143H75ZM86 144H88V143H86ZM211 144H212V143H211ZM12 145H13V144H12ZM70 145H71V144H70ZM76 145H77V144H76ZM92 145H93V144H92ZM65 146H66V145H65ZM73 146H74V145H73ZM77 146H78V145H77ZM82 146H84V144H82ZM94 146H95V145H94ZM98 146H99V145H98ZM98 146H97V147H98ZM100 146H101V145H100ZM100 146H99L100 149L98 148L99 150H101V148H102V149H103V148H104V149L106 148V146H104V144L102 145L103 147H100ZM68 147H69V146H68ZM97 147H96V149H97ZM73 148H75V147H73ZM76 148H77V147H76ZM78 148H79V146H78ZM80 148H81V145H80ZM108 148H110V147H108ZM66 149H67V147H66ZM106 149H107V148H106ZM73 150H74V149H73ZM115 150H114V151H115ZM156 150H157V149H156ZM156 150H154V151H156ZM234 150H235V149H234ZM18 151H19V150H18ZM110 151H112V150H109L108 152H110ZM152 151H153V150H152ZM152 151H151V152H152ZM238 151H239V150H238ZM20 152H21V151H20ZM229 152H230V151H229ZM105 153H106V152H105ZM102 155H103V154H102ZM236 156H237V155H236ZM109 157H111V156H109ZM100 160H101V159H100ZM107 160H108V158H107ZM170 160H171V159H170ZM9 161H10V160H9ZM154 161H155V160H154ZM3 162H4V161H3ZM1 163H2V162H1ZM175 163H176V162H175ZM218 175H219V174H218ZM203 177H204V176H203ZM173 180H174V179H173ZM172 182H173V181H172ZM2 187H3V186H2ZM178 187H179V186H178ZM137 190H138V189H137ZM160 190H161V189H160ZM9 193H10V192H9ZM120 194H121V193H120ZM122 194H123V193H122ZM122 194H121V195H122ZM126 194H127V193H126ZM129 194H131V193H129ZM127 195H128V194H127ZM134 195H135V193H134ZM124 196H126V195H124ZM128 196H129V195H128ZM128 196H126V197H128ZM135 196H136V195H135ZM135 196H134V197H135ZM4 197H5V196H4ZM121 197H122V196H121ZM1 198H3V197H1ZM123 198H124V197H123ZM130 198H132V197H130ZM132 199H133V198H132ZM0 201H1V199H0ZM3 201H4V200L2 199V202H3ZM8 201H9V200H8ZM2 202H1V203H2ZM5 202H6V200H5ZM4 204H5V203H3L2 205L0 204V207L3 206ZM8 204H10V203H8ZM15 205H16V204H15ZM8 206H9V205H8ZM11 206H12V204H10V207H11ZM3 207H5V206H3ZM10 207H9V208H10ZM13 207H14V206H13ZM3 209H4V208H3ZM3 209H2V210H3ZM2 212H3V211H2ZM6 212H7V211H6ZM3 213L5 214V212H3ZM6 214H8V212H7ZM13 214H14V213H13ZM6 216H7V215H6ZM0 219L2 220L3 218L1 217ZM8 228H9V226H8ZM4 231H5V230H4ZM45 235H46V234H45ZM114 236H115V235H114ZM128 238H129V237H128ZM114 239H115V238H114ZM120 239H121V237H120ZM47 240H48V239H47ZM116 240H118V239H116ZM124 240H125V238H124ZM120 241H121V240H120ZM12 244H13V243H12ZM131 244H132V243H131ZM120 245H121V244H120ZM124 245L126 246V245H130V244H129V243H128V244H125V243H124ZM124 245L122 244V246H124ZM140 245H141V244H140ZM9 247H11V246L9 245ZM37 247H38V245H37ZM130 247H131V245H130ZM14 248H15V247H14ZM23 248H24V247H23ZM124 248H126V247H124ZM127 249H128V248H127ZM141 249H142V248H141ZM1 250H2V249H1ZM4 250H5V249H4ZM12 250H13V249H12ZM24 250H25V249H23V251H24ZM35 250H36V249H35ZM132 250H133V249H132ZM2 251H3V250H2ZM26 251H27V250H26ZM147 252H148V251H147ZM38 253H39V252H38ZM134 253H135V252H134ZM13 254H14V253H13ZM35 254H36V253H35ZM135 254H136V253H135ZM137 254H138V253H137ZM2 256H3V255H2ZM29 256H30V255H29ZM33 256H34V255L32 254L30 257H33ZM127 256H129V259H133V257H134V256H132L131 254H127V253H126V255L124 256V258H125V259H128ZM131 256H132V257H131ZM19 257H20V256H19ZM19 257L17 256V258H19ZM27 257H28V256H27ZM30 257H28V258H30ZM10 258H11V257H10ZM17 258H16V259H17ZM20 258H21V257H20ZM22 258H23V257H22ZM36 258H37V257H36ZM36 258H35V259H36ZM39 258H40V257H39ZM141 258H142V257H141ZM24 259H25V258H24ZM30 259H31V258H30ZM129 259H128V260H129ZM7 260H9V259H7ZM10 260H11V259H10ZM19 260H20V259H19ZM19 260H18V261H19ZM21 260H23V259H21ZM21 260H20V262H21ZM138 260H139V259H138ZM24 261H25V260H24ZM24 261H23V262H24ZM30 261L33 262L34 260H33V261L30 260ZM130 261H131V260H130ZM130 261H129V262H130ZM25 262H26V261H25ZM27 262H28V260H27ZM34 262H36V261H34ZM40 262H41V261H40ZM131 262H132V261H131ZM124 263H125V262H124ZM126 263H127V262H126ZM15 264H18V263H15ZM19 264H20V263H19ZM26 264H27V263H26ZM28 264H29V262H28ZM33 264H34V263H33ZM38 264H40V263H38ZM131 264H136V263H133V262H132Z\"/></svg>", "mask_w": 264, "mask_h": 264}]
</instances>
